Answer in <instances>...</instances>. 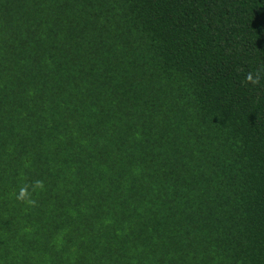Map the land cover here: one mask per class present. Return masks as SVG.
Masks as SVG:
<instances>
[{
    "label": "trees",
    "instance_id": "1",
    "mask_svg": "<svg viewBox=\"0 0 264 264\" xmlns=\"http://www.w3.org/2000/svg\"><path fill=\"white\" fill-rule=\"evenodd\" d=\"M0 264H264V0H0Z\"/></svg>",
    "mask_w": 264,
    "mask_h": 264
}]
</instances>
